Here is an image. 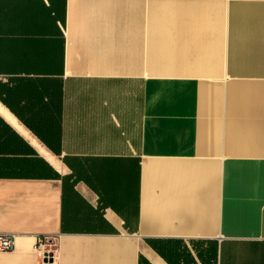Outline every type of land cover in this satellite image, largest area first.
<instances>
[{
  "label": "crops",
  "instance_id": "0c3cea01",
  "mask_svg": "<svg viewBox=\"0 0 264 264\" xmlns=\"http://www.w3.org/2000/svg\"><path fill=\"white\" fill-rule=\"evenodd\" d=\"M0 233V264H264V0H0Z\"/></svg>",
  "mask_w": 264,
  "mask_h": 264
},
{
  "label": "built area",
  "instance_id": "2783aa9c",
  "mask_svg": "<svg viewBox=\"0 0 264 264\" xmlns=\"http://www.w3.org/2000/svg\"><path fill=\"white\" fill-rule=\"evenodd\" d=\"M56 236L35 235V243L32 250L39 253L43 258L53 255L56 247ZM14 248V235L11 233H0V252L10 251Z\"/></svg>",
  "mask_w": 264,
  "mask_h": 264
}]
</instances>
